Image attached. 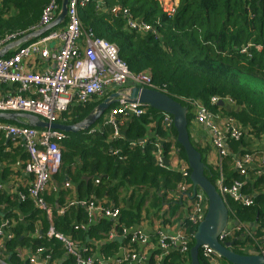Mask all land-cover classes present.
<instances>
[{
    "label": "trees",
    "instance_id": "trees-1",
    "mask_svg": "<svg viewBox=\"0 0 264 264\" xmlns=\"http://www.w3.org/2000/svg\"><path fill=\"white\" fill-rule=\"evenodd\" d=\"M49 1L0 0V41L6 36L23 35L36 28ZM98 1L101 3L98 9L93 2L79 10L83 29L91 30L97 38L115 45L119 58L131 73L148 72L155 86L186 107L188 128L193 111L191 102H197L211 113L231 118L247 129L248 137L229 141V155L221 158L216 170H207L205 176L215 186L222 174L225 185L241 181L247 195L255 194L250 207L226 199L229 219L244 225L256 224L254 230H250L251 237L241 240L237 233L238 238L230 242L237 254H243L242 248L253 247L255 242L261 243L264 237V174L257 175L249 169L245 179L233 170L232 162L234 155L263 152L260 147L264 142V0H178L175 13L170 16L163 12L157 0ZM114 7L126 10L132 19L150 25L155 33L143 34L128 29L122 12H111ZM212 98L231 104L221 107L213 103ZM102 100L71 105L61 114L60 123L74 125L81 122ZM145 110L140 117L117 118L119 137H113L111 125L102 126V117L87 131L67 134V139L60 145L61 166L53 178L66 177L75 186L78 201L106 199L119 209L116 223L102 218L86 232L74 231V225L86 222L84 209L71 206L59 216L58 209L67 205H64L67 196L64 192L67 191L53 189L51 193L43 194L45 205L51 208V225L55 232L78 246L90 248L92 253L113 256L119 247L127 244L126 241L120 244L108 240L115 225L140 226L150 215L166 223L167 213L163 210L171 208L175 200L170 195L176 194L178 186L184 182L192 188L188 178L185 181L178 172L156 164L157 140L149 131L164 139L163 143L158 142L164 148L165 159H168L170 140H173L181 161L187 165L184 151L176 142L173 125L164 131L162 113L150 108ZM151 124H154L153 129H150ZM144 139H147L146 144H137ZM134 142L135 145L131 144ZM255 147L259 149L255 151ZM202 162L205 164L203 159ZM20 194L25 196V201L20 202L17 196L9 198L0 191V207L5 205L4 210H0V221L1 216L14 220L21 217V222L12 229L14 237L7 250L11 255L10 262L20 264L16 250L34 253L37 248H44L51 252L50 264H74L72 258L66 257L61 242L46 237L50 226L47 214L34 207L26 189L20 190ZM181 226L188 234L195 231L185 219ZM35 230L39 234L37 238L32 236ZM193 243L191 239L189 249ZM159 255V250L149 255L148 264H190L189 251L183 254L173 251L160 262ZM63 257L67 259L62 261ZM198 258L200 264H207L200 253ZM220 263L229 264L222 259Z\"/></svg>",
    "mask_w": 264,
    "mask_h": 264
},
{
    "label": "built area",
    "instance_id": "built-area-1",
    "mask_svg": "<svg viewBox=\"0 0 264 264\" xmlns=\"http://www.w3.org/2000/svg\"><path fill=\"white\" fill-rule=\"evenodd\" d=\"M61 1L50 0L42 10L38 26L31 28L28 33L51 24L60 12ZM157 1L168 16L175 13L178 0ZM93 2H96L98 9L101 4L98 0H68L63 24L47 31L33 41L9 50L0 57L1 114H29L48 124H61V114L65 113L71 105H85L95 100L104 99L110 95L107 93V89L110 87L120 90L135 86L164 93L162 88L154 85L148 72L131 73L119 58V51L115 45L97 38L91 30L83 29L78 12ZM120 11L119 7H114L111 10L114 14ZM121 12L126 17L128 29L143 34L155 33L150 25L132 19L126 10ZM26 34L6 36L0 41V50ZM10 51L12 52L9 53ZM244 52L245 50L242 51V53ZM36 67H38L37 70H35ZM124 99L125 97H120L118 102L114 104L115 106H111L104 113L102 126L111 125L113 137H119L116 123L118 117H140L146 111L145 106L127 103ZM219 100L212 98V102L215 104ZM227 103L228 106L231 104L230 101ZM191 107L193 111L189 125L204 126L210 132V144L218 156L220 166L221 158L230 153L229 141L247 138L248 131L231 118H222L218 114H213L197 102H191ZM162 123L169 130L172 126V118L162 114ZM0 133L24 149L27 155L25 173L32 178L27 189L28 196L36 209L44 211L50 217L52 212L45 205L43 194L47 193L48 185L60 170V145L67 139V133L33 128L24 123L9 124L5 122L0 123ZM172 141L170 140V154L177 158L178 172L186 181L187 178L189 179L190 171L188 166L179 160V150ZM132 144L135 145V143ZM144 144L146 141L138 143L140 146ZM155 147L156 164L161 168L170 170L163 162L164 156L161 145L156 142ZM261 148L263 150L261 154L245 152L241 156L234 155L233 170L245 179L248 177L249 169L254 170L257 175L264 174V142ZM95 183L98 181L96 180ZM243 185L244 183L241 181H233L230 185H225V179L220 174L215 187L225 204L228 198L240 202L245 207H250L254 203L255 194L252 192L247 195L243 191ZM64 186L70 188L69 183H65ZM189 188L191 190L186 182L178 186L180 193L189 190ZM18 200L20 202L25 201V196L18 194ZM190 201L185 220L196 230L198 224L203 221L207 204L201 192H196ZM75 205L80 206L86 212V222L74 225V231H88L90 227L96 224L99 217L116 223L120 215L119 209L108 203L106 199L97 201L94 198L72 201L66 207L58 209L57 215L62 216L69 207ZM17 222H21L20 216L16 220L3 218L0 221V264H13L10 261L7 262L6 256L8 255V246L14 237L12 229ZM194 233L188 234L184 228L173 236L158 231L156 234L158 240L156 245H153L150 238L141 229L115 225L108 234V240L121 239L127 244L119 247L113 256H105L97 252L92 253L90 248L78 246L73 240L55 232L51 222L46 237L55 238L61 242L66 257L72 258L75 261L74 264H148L149 252L154 246L160 252L159 262L162 257L173 251L180 254L189 251V242L193 239ZM237 233L241 240L251 237L249 227L238 223L236 227L229 226L219 235V243H229L238 238L236 237ZM32 236L34 238L39 237L38 231L35 230ZM242 250L245 251L243 254L254 252L258 255H264V237L261 243L255 242L253 247L242 248ZM199 253L205 263L221 264V258L218 254L208 247H202ZM84 255L87 256L84 257ZM17 259L20 264H50L51 252L44 248H37L34 253L18 254Z\"/></svg>",
    "mask_w": 264,
    "mask_h": 264
},
{
    "label": "water",
    "instance_id": "water-1",
    "mask_svg": "<svg viewBox=\"0 0 264 264\" xmlns=\"http://www.w3.org/2000/svg\"><path fill=\"white\" fill-rule=\"evenodd\" d=\"M67 2L68 0H62L60 12L51 24L31 31L17 41L10 43L0 50V57L4 56L9 50L33 41L47 31L62 24L66 17ZM120 97H125L124 100L127 103H137L146 108L169 115L172 118V125L176 131V142L184 151L186 163L190 171L189 180L192 185L191 197L197 191L201 192L207 204L203 221L198 224L193 235V246L189 249L190 264H200L198 255L200 249L204 246L212 249L221 259L229 264H264V255H258L254 252L237 254L231 249L233 242L225 244L219 243V235L231 223L228 208L222 196L216 190V187L205 176L207 167L202 162L203 157L193 147L190 141L191 134L188 131L187 120L188 109L174 101L165 93L135 86L122 88L107 96L84 120L74 125L48 124L33 115L14 113H0V121L24 123L33 128L58 130L67 134H74L89 130L111 106L118 102ZM217 105L221 107L228 106L223 100H219ZM163 162L167 166L165 159H163ZM233 224L235 227L238 225L237 222H233ZM253 225L255 226L256 224L254 223ZM86 240L89 241L88 238ZM117 240L118 242L121 241V239Z\"/></svg>",
    "mask_w": 264,
    "mask_h": 264
},
{
    "label": "crops",
    "instance_id": "crops-1",
    "mask_svg": "<svg viewBox=\"0 0 264 264\" xmlns=\"http://www.w3.org/2000/svg\"><path fill=\"white\" fill-rule=\"evenodd\" d=\"M37 69L38 67L35 68V70ZM1 122L12 124L6 121H0V123ZM189 127H191L192 129V132L191 133L189 132L191 134V140L194 143V145H196V147L200 150L203 160L205 162V165L207 167V170H211V171L216 170L219 166V159H218L216 152L211 147L210 132L204 126H198V125L190 126L189 125ZM153 128H154V124H151L150 129H153ZM164 131H168V130L164 127ZM149 134L151 137L153 136L157 140V142L159 140L162 143L164 142V139H160L156 134H154V132L149 131ZM143 141L147 142V139L141 140L139 142H143ZM257 144L260 145L259 143ZM258 149L259 148L257 147L254 148L255 151ZM162 150L164 151L163 147H162ZM167 154H168V159H165V158L164 159L167 161V166L170 169L169 171L178 172L179 163H178L177 158L174 156H171L170 150L169 152H167ZM179 160L181 161L180 157H179ZM26 161H27V155L24 149L20 147L19 144L12 143L9 138H7L4 134L0 133V187H1L0 191L2 193H5L6 196H8L9 198H14V196L18 197V194H20V190H25V189L27 190L32 182V178L25 173ZM182 163L184 164V162ZM3 174L4 176H2ZM65 183H69L70 188H65L64 186ZM53 189H62V190L64 189L67 191V192H64L65 194H67V196L65 197L64 205L72 201H77L76 200V188L70 181H68L66 177L62 178L61 180H55L54 178H52L50 184L48 185L46 194L51 193ZM191 190L189 188V190L180 193L177 188V193L174 195L173 194L170 195L174 197L175 199L173 201V205L175 206L174 208H176V213L173 216H171L170 213H168L169 207H165L163 210V213L164 212L167 213V216L165 217V220L167 221L166 223H164V221H161L162 219L159 220L150 215V218L140 223V226L130 227V229H135V227L141 229V231L150 238V242L153 245H156V241L158 240L156 236L158 231H160V233L162 234L169 235V236L178 234L182 230L181 225L187 215V207L191 203L190 201L192 199ZM4 208H5V205L1 206L0 210H4ZM49 209L51 210V208ZM169 212H170V209H169ZM169 215H170V218H169ZM2 217L3 216H1V220L3 219ZM47 218L49 219V222H51L52 213H51V216L50 217L47 216ZM97 219L100 220L101 218L99 217ZM233 222L235 221L232 220L230 226H234ZM247 226L249 227L250 230H254L256 225L254 226L252 224V225H247ZM119 243L121 244L123 243V241L121 240ZM156 251H158L157 247L154 246L150 250L149 254L151 255L152 253ZM15 253H16V259H17L18 254L25 255L26 253H31V252L29 250H23V251L16 250ZM6 257H7L6 258L7 262H9L11 255L8 254ZM66 259H67L66 257H63L62 261ZM53 264H56V263H53ZM59 264H61V262Z\"/></svg>",
    "mask_w": 264,
    "mask_h": 264
},
{
    "label": "rangeland",
    "instance_id": "rangeland-1",
    "mask_svg": "<svg viewBox=\"0 0 264 264\" xmlns=\"http://www.w3.org/2000/svg\"><path fill=\"white\" fill-rule=\"evenodd\" d=\"M117 91H118L117 88H116V89H112V88L110 87V88L107 89V93H108V94H113V93H115V92H117ZM104 99H105V98H104ZM104 99H103V100H104ZM102 117H103V118H102ZM102 117H101V118L104 119V115H103ZM188 131H189L190 133L192 132L191 127L188 128ZM174 207H175L174 205H172L171 208L169 207L170 212H169V209H168V213H170L171 216H173V215L176 213V208H174ZM170 215H169V217H170Z\"/></svg>",
    "mask_w": 264,
    "mask_h": 264
}]
</instances>
